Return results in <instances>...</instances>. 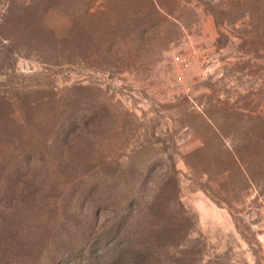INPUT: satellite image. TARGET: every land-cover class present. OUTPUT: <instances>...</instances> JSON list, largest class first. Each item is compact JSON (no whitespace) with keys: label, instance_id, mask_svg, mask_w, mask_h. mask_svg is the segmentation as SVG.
<instances>
[{"label":"rangeland","instance_id":"obj_1","mask_svg":"<svg viewBox=\"0 0 264 264\" xmlns=\"http://www.w3.org/2000/svg\"><path fill=\"white\" fill-rule=\"evenodd\" d=\"M0 264H264V0H0Z\"/></svg>","mask_w":264,"mask_h":264}]
</instances>
